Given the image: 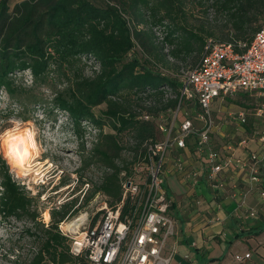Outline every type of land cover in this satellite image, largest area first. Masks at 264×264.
Segmentation results:
<instances>
[{
  "label": "trees",
  "instance_id": "trees-1",
  "mask_svg": "<svg viewBox=\"0 0 264 264\" xmlns=\"http://www.w3.org/2000/svg\"><path fill=\"white\" fill-rule=\"evenodd\" d=\"M9 1L0 0V94L16 91L14 76L17 72L29 70L33 82H37L46 79L52 69L65 70L75 60L93 59L98 63V72L91 77L78 76L66 89L56 91L52 105L67 112L69 125L77 131L83 129L84 122H91L100 129L110 122L116 134L106 135L110 139L108 150H122L118 136L133 133L136 140L134 160L148 159L145 143L160 139L159 126L156 128L153 118L147 119L132 112L120 101L121 97L146 93L160 96L164 88L170 87L176 95L167 99L162 108L153 109L158 113L161 109L177 106L182 86L166 72L152 68L134 55L136 39L146 47L154 43L153 35L148 29L132 27L127 14L135 15L138 25H148V17H152L151 24L167 28L165 39L168 42L177 41L171 50L172 57L197 51L201 53L199 63L206 38L184 24L176 23L174 13L180 8L178 0H117L105 5L93 0H24L13 10ZM205 2L207 7H214L218 14L225 16L222 30L227 36L214 39L243 42L249 46L262 25L264 0ZM207 35L212 36L213 32H207ZM158 59L164 58L159 56ZM104 103L106 109L97 115L95 107ZM147 115L155 116L153 112ZM108 150L96 148L112 170L105 175L98 189L108 195L114 205L121 200L120 173L127 170L128 165L116 164ZM0 162L3 169L0 172V212L5 217L28 216L35 223L38 216L35 210L32 211L35 198L13 178L3 156H0ZM129 203L127 198L123 214ZM51 215L48 225L40 221L44 242L30 264H41L47 258L53 264H78L79 259L69 251L68 237L59 227L69 218L67 205H62L60 210L54 209Z\"/></svg>",
  "mask_w": 264,
  "mask_h": 264
},
{
  "label": "rangeland",
  "instance_id": "rangeland-1",
  "mask_svg": "<svg viewBox=\"0 0 264 264\" xmlns=\"http://www.w3.org/2000/svg\"><path fill=\"white\" fill-rule=\"evenodd\" d=\"M22 1L24 0H10L11 10ZM93 1L103 5L118 2L117 0ZM206 4L205 0H178L180 8L174 13L176 23L184 24L188 29L203 35L206 40L210 37L216 39L226 37L227 33L222 30L225 16L218 14L214 7H207ZM127 17L132 27L148 29L153 35L154 43L146 47L139 39H136L134 55L152 68L166 72L172 80L182 86L185 75L198 62L201 53L196 51L189 55L172 57L171 50L175 48L177 41L171 43L165 39L167 35L165 26L151 24L152 17H148L150 20L148 25H138V19L132 13L127 14ZM207 32H213V35H207ZM154 48L158 50L157 53ZM159 56L164 59H158ZM98 70V63L93 59L75 60L65 70L52 69L46 79L37 82H33L29 70L20 71L14 76L16 91L1 92L0 131L11 127L10 118L19 119L25 123V126L34 127L39 154L30 168H24L20 164L9 165L13 178L30 196L35 198L32 211L35 210L38 216L37 221L33 223L28 216L5 217L0 212V264L31 263L44 242L40 221L48 225L52 220L51 212L54 209L60 210L62 205H67L69 218L65 221L74 219L81 212L89 211L91 225H95L102 215L101 209L97 210V208L103 207L106 202L109 206L112 205L111 198L98 189L105 175L112 170L107 167L103 156L96 151V148L108 150L107 142L110 139H107L106 135L116 134V131L108 121L101 129L91 122H84L83 129L74 130L68 123L67 112L52 105L56 91L66 89L77 79L76 77L81 75L91 77ZM175 95V90L166 87L160 96L150 93L140 96L129 94L122 96L120 101L139 116L145 117L148 112H153L155 114L153 122L158 128L160 121L169 122L173 114L170 109H161L158 113L153 109L162 108L161 105ZM260 103L261 100L255 95L243 93L234 98L218 97L213 106L216 129L212 136V140H215L212 146L223 149L224 146L230 145L236 148L242 139L247 138L250 147L255 148L260 145L263 148L258 140L251 137L254 136V130H264V115H250L246 123L230 122L227 119L229 111L249 109ZM185 106L193 116L201 111L199 104L195 102L186 101ZM104 109H106L105 103L95 107L94 110L97 115H100ZM157 133L158 138H161L162 132L157 129ZM49 136L52 139H49ZM118 138L123 149L118 152L108 150L110 157L120 166L128 165V172L136 173L138 170V174L145 175L144 160H134L133 145L136 140L133 133L125 132ZM189 141L188 155L193 154L192 157L201 160L202 164L204 155L196 152L194 138ZM262 148L259 153L260 158L263 156ZM176 156L177 154L172 157L171 162L179 158ZM184 161H189V157H186ZM1 168L0 162V172L3 171ZM169 183L176 193L181 190L174 177L169 178ZM209 187L212 193L216 194L217 190L211 184ZM210 200L215 201L213 198ZM47 212L50 213L49 217H46ZM41 264L53 263L47 258Z\"/></svg>",
  "mask_w": 264,
  "mask_h": 264
},
{
  "label": "built area",
  "instance_id": "built-area-1",
  "mask_svg": "<svg viewBox=\"0 0 264 264\" xmlns=\"http://www.w3.org/2000/svg\"><path fill=\"white\" fill-rule=\"evenodd\" d=\"M112 4V3H111ZM240 50H239V49ZM255 95L261 100L256 107L228 112V120L246 123L250 115H264V18L261 28L247 46L243 42H221L210 37L206 40L204 54L195 66L188 70L181 87V96L176 107L170 109L169 122L158 123L162 137L145 143L148 159H144L145 175L120 173L123 194L114 205L107 202L97 210L101 219L91 225V214L77 230L60 225L68 237L70 253L79 259L78 264H174L177 253V221L174 214V199L166 185V173L182 174L183 180L196 186L202 181L210 182L216 190L226 188L225 173L234 168H249L253 188L258 187L264 201V187L259 183L257 163L261 159L256 150L247 157L234 153V147L219 149L212 146L216 129L214 103L218 97L234 98L238 94ZM186 101L199 104L201 111L191 115ZM152 119L153 116H145ZM194 138L196 152L204 155L198 168L187 171L186 162L179 157L167 168L168 156L173 150H188ZM264 149V130H254V136ZM239 146H248L247 138ZM264 159V154L263 157ZM235 182L232 188L238 189ZM127 198L129 207L123 214ZM245 204V195L240 200ZM94 209H92L93 211ZM91 211V212H92ZM251 208L247 216H255ZM250 251L235 254L237 261L251 258Z\"/></svg>",
  "mask_w": 264,
  "mask_h": 264
},
{
  "label": "crops",
  "instance_id": "crops-1",
  "mask_svg": "<svg viewBox=\"0 0 264 264\" xmlns=\"http://www.w3.org/2000/svg\"><path fill=\"white\" fill-rule=\"evenodd\" d=\"M261 148L260 145L255 148L238 146L234 148V153L247 157L251 150L260 153ZM228 150L225 148L226 152ZM189 151L173 150L168 156L167 168H171L175 154L183 159L189 157V161H185L189 165L188 168L186 165L187 171L201 166V160L193 158V154L188 155ZM262 151L264 154L263 148ZM257 170L261 178L259 184L264 187L263 158L258 161ZM224 175L226 188L214 194L210 190V182L202 181L191 186L183 180L182 174L166 173V185L174 199L177 221L178 251L174 264H264V201L258 187H251L252 171L249 168H234ZM170 177H174L181 188L177 193L170 186ZM235 182L239 184L238 189L232 188ZM243 194L245 204L240 206ZM212 198L215 201H211ZM251 208L256 210L255 216H247ZM248 251L252 253L251 258L241 262L235 259V254Z\"/></svg>",
  "mask_w": 264,
  "mask_h": 264
},
{
  "label": "clouds",
  "instance_id": "clouds-1",
  "mask_svg": "<svg viewBox=\"0 0 264 264\" xmlns=\"http://www.w3.org/2000/svg\"><path fill=\"white\" fill-rule=\"evenodd\" d=\"M11 127L0 131V155L9 165H19L26 161L30 150L36 148V131L32 126H25L19 119L10 118ZM49 139H52L49 136Z\"/></svg>",
  "mask_w": 264,
  "mask_h": 264
},
{
  "label": "bare ground",
  "instance_id": "bare-ground-1",
  "mask_svg": "<svg viewBox=\"0 0 264 264\" xmlns=\"http://www.w3.org/2000/svg\"><path fill=\"white\" fill-rule=\"evenodd\" d=\"M38 154H39V146H38V143L36 142V148L33 150H30V155L28 156L26 161L20 164V166L22 165V167L24 168H30L32 166V163L35 161V158L38 156ZM49 214L50 213L47 212L46 217H49ZM86 216H87L86 212H81L80 215L75 217L74 219L63 222L62 226L66 229L75 231L78 229L81 223L85 220Z\"/></svg>",
  "mask_w": 264,
  "mask_h": 264
}]
</instances>
